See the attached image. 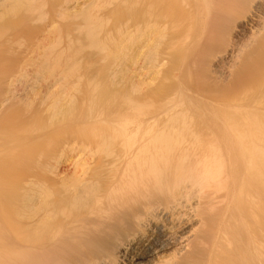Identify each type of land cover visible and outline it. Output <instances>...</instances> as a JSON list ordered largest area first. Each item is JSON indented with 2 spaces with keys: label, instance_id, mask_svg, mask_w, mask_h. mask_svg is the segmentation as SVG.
Here are the masks:
<instances>
[{
  "label": "bare ground",
  "instance_id": "1",
  "mask_svg": "<svg viewBox=\"0 0 264 264\" xmlns=\"http://www.w3.org/2000/svg\"><path fill=\"white\" fill-rule=\"evenodd\" d=\"M113 1L107 26L98 0H13L44 37L0 19V264H264V0Z\"/></svg>",
  "mask_w": 264,
  "mask_h": 264
},
{
  "label": "rangeland",
  "instance_id": "2",
  "mask_svg": "<svg viewBox=\"0 0 264 264\" xmlns=\"http://www.w3.org/2000/svg\"><path fill=\"white\" fill-rule=\"evenodd\" d=\"M4 1V3H5V0H3ZM8 1H10L9 3H8ZM15 2L17 1V0H14ZM109 1H111V0H104V2H103V0H102V2L100 1V0H98V5L99 4H101L102 5V3H104L105 5L107 4V6H109V5H111L110 4V2ZM113 1V0H112ZM122 1V0H121ZM125 1V0H124ZM114 2V1H113ZM112 2V3H113ZM118 2H119V0H118ZM2 4H3V2H1ZM9 4V6L8 5H6V4ZM11 4H13V0H12V2H11V0H6V3L2 6V5H0V9H1V11L3 10V9H5L4 10V12L2 13L3 14V16H1L0 17V19L1 20H4V21H6V20H8V21H6V22H3V21H1L0 20V23H1V25H2V27L3 28H8V26L10 25V24H13L12 22H14V20L16 21V14L17 15H22V13L24 14L23 16H21L22 18L25 16V18H23V20H25L23 23L21 22H19L20 24H22V25H16V27L15 26H13V27H15V28H17V30H24L26 33H31V34H36V36H38V33L39 34H41V37H42V35H43V37H44V34L43 33H40V32H38L37 30H38V27L39 26H42V25H44V23L46 24V22H47V20L49 19V15L48 14H43L42 13V15H39V17L40 16H42L43 18H46V21L45 22H43L44 21V19L42 18H40L39 20H38V18H35V17H37V16H35L34 14H32L33 12H37V11H33V12H30L33 16H34V18H35V20H34V18H32L31 20H30V16H28L27 17V15H25V14H28V15H30V13H28V10H27V8L26 7H22V8H24V11L22 10V9H20L19 11H20V13L19 12H17V13H15V5L14 4H16V3H14L12 6L14 7H12L11 6ZM104 4L102 5V6H98V7H101V10H100V13H99V15L97 16V18H99V19H101V18H105V15H106V17H110V15H108L109 13H107L108 11L110 12V14H111V9L113 10V14L114 15H112L111 14V16H113V17H111V19H110V21L109 20H107L108 21V25L107 26H109V25H111L112 23H113V21H120V19H126V18H128L129 17V15H130V10L125 6V5H123L124 4V2L123 3H118L117 4V2H116V4H112L111 6H109L108 7V9H107V6H104ZM119 4H122L121 6H119ZM125 4L126 5H128V3L125 1ZM115 5H118V7L117 6H115ZM8 6V7H7ZM10 7H12V8H10ZM106 7V8H105ZM129 7V6H128ZM44 8H45V6L44 7H42V9L41 10H44ZM102 8H104V9H102ZM25 9H26V11H27V13H26V11H25ZM106 9V10H105ZM9 12H8V11ZM13 10V11H12ZM13 13H12V12ZM21 11H23V12H21ZM5 12H8V13H10V16H9V14L8 13H6V15H4V13ZM25 12V13H24ZM15 13V14H14ZM38 14H41V13H39V12H37ZM94 14H95V12H94ZM101 15V16H100ZM128 15V16H127ZM15 17V19H14V17ZM124 16V17H123ZM10 17V18H9ZM28 18V19H27ZM6 19V20H5ZM105 19H107V18H105ZM113 19V20H112ZM37 20V21H36ZM75 20H77V19H75ZM74 20V21H75ZM78 20H80V19H78ZM28 21V22H27ZM33 21H34V23H33ZM74 21L73 20H71V21H69L68 23L66 22H63V27L65 26V28L69 25V23H70V25L72 24V23H74ZM102 21H103V23L102 24H104V21H105V24L104 25H106V20H104V19H102ZM101 21V22H102ZM2 22H3V24L5 25V23H6V27H4V25L2 24ZM7 22L9 23V25L7 26ZM36 22H38L37 24H36ZM60 22V23H59ZM81 22V21H80ZM111 22V23H110ZM25 23H29V25H26ZM58 25L60 26L61 25V21H58ZM66 25H65V24ZM75 23H78V22H76L75 21ZM74 23V24H75ZM33 26V28L31 27V25ZM34 24V25H33ZM41 24V25H40ZM68 24V25H67ZM1 25H0V28H2L1 27ZM26 25V26H25ZM36 25V26H35ZM38 25V26H37ZM61 25V26H62ZM23 26V28L22 29H20L21 27ZM26 28H25V27ZM60 26V27H61ZM74 26V25H73ZM11 26H9V28H10ZM19 27V28H18ZM31 27V28H30ZM36 27V28H35ZM70 27V26H69ZM68 27V28H69ZM75 27V26H74ZM9 28H8V30L6 31V33H8L9 34V32L10 33H12L11 32V30L9 31ZM15 28L14 29H12V28H10V29H12L13 31L15 30ZM68 28H66V30L67 31H71V29L72 30H74L73 28H72V26H71V29L69 30ZM30 31H29V30ZM77 29V28H76ZM31 30H32V32H31ZM80 30V29H79ZM78 30V31H79ZM82 30V29H81ZM78 31H76L75 33H77ZM83 31V30H82ZM82 31H80V32H78V34H76L75 35V33L73 32V31H71V33L73 34H71V33H69V35L71 34L72 35V37H77V39H75V44H73L74 45V47H75V49H79V51H78V55H79V60L80 61H82L83 63L84 62H86L87 63V65H89L88 66V71H87V73H86V77L85 78H87V79H89V81H95V79H97L98 77H96V75L98 74V72H99V67H100V65H99V62L98 61H96L97 60V58L95 59V55L96 54H94L95 53V48H94V46H93V44L95 43L93 40H96V39H93V37L95 38V36H91V38L93 39H88V38H83V37H80V33L81 34H83V32ZM78 37H80V38H78ZM91 42V43H90ZM129 76V74H126V77L124 76V77H118L119 78V82H118V84L116 85V93H115V97H116V103H118V105L119 104H121L122 103V100H124L126 97H128L127 96V92H128V90H129V87H130V84H132V82H135L136 80H135V77H128ZM130 79L132 80V81H130ZM173 79H174V82H176V81H178V80H176V78L175 77H173ZM98 80V79H97ZM155 81H153V83H152V85L151 86H149V89L148 90H150V88H156L158 85H160V82H163L164 81V78L163 77H157V78H155L154 79ZM82 81H84V80H82ZM81 80H79L78 82L80 83H78L79 85H81L83 82H82ZM126 82V83H125ZM39 83V82H38ZM38 83H37V85H38ZM41 83V82H40ZM60 85H62V86H60ZM58 86V87H57ZM64 86H65V84L63 83H58L55 87L54 86H52V87H48V89L47 88H40V89H42L41 91H40V93H36L35 94V96H34V92H27V94H25V95H23L22 96V102H25L26 101V99H27V101H26V103L27 102H34L33 104L34 105H38L39 104V100H41V101H43V103L44 104H41V105H46V101H47V99H49V96H53V94H55V93H57V92H59L60 91V93H63L64 92ZM119 86V87H118ZM56 89H54V88ZM61 87V88H60ZM63 87V88H62ZM59 88H60V90H59ZM165 88H167V87H165ZM171 88H173V86L171 87ZM170 88V89H171ZM47 91V92H46ZM53 91V92H52ZM169 91V88H167V92ZM42 92V93H41ZM46 92V93H45ZM49 92V93H48ZM79 92H80V94H78V92L77 93H68V95L70 96H68V97H65L64 98V100H66V98H67V100H66V107H70V105L73 103V104H75V105H78V104H81V95H82V90H79ZM164 92H166V91H164ZM45 93V94H44ZM28 94H29V96H28ZM42 94H43V97H42ZM48 94V95H47ZM32 95L34 96V97H36L35 98V101H34V97L32 98ZM36 95H38V97L36 96ZM46 95H47V97H46ZM72 95V96H71ZM28 96V97H27ZM51 96V97H52ZM67 96V95H66ZM80 98H79V97ZM159 97H160V95H158ZM30 97V98H29ZM73 97V98H72ZM26 98V99H25ZM43 98V99H42ZM24 99H25V101H24ZM30 99V100H29ZM71 99H72V101H71ZM32 100V101H31ZM76 102V103H75ZM31 103V104H32ZM68 103V104H67ZM32 104V105H33ZM72 104V105H73ZM43 114H45V113H43ZM0 120H4V124H6V125H9V123H8V120H6V119H2L1 118V116H0ZM13 122V121H12ZM38 135H40V134H38ZM45 136H43L41 139H38V140H36V141H40V142H42V141H44L45 140ZM53 139V138H52ZM2 152V153H1ZM1 152H0V154H1V156L0 157H2V154H3V149H1Z\"/></svg>",
  "mask_w": 264,
  "mask_h": 264
}]
</instances>
